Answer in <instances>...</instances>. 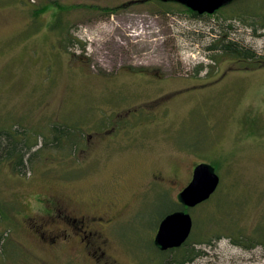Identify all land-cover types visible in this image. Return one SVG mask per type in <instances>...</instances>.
<instances>
[{
	"label": "rangeland",
	"instance_id": "374dc122",
	"mask_svg": "<svg viewBox=\"0 0 264 264\" xmlns=\"http://www.w3.org/2000/svg\"><path fill=\"white\" fill-rule=\"evenodd\" d=\"M52 3L67 6L64 32ZM162 7L0 0V128L36 134L33 149L54 121L85 130L76 153L47 149L23 172L0 162V264H167L181 252L156 245L159 223L202 162L221 180L189 210L202 253L185 264H264V244L233 240L264 234V0L203 17ZM213 25L260 57L211 49ZM82 216L100 218L87 248L68 221Z\"/></svg>",
	"mask_w": 264,
	"mask_h": 264
},
{
	"label": "trees",
	"instance_id": "16d2710c",
	"mask_svg": "<svg viewBox=\"0 0 264 264\" xmlns=\"http://www.w3.org/2000/svg\"><path fill=\"white\" fill-rule=\"evenodd\" d=\"M159 1H161V5H163L162 8H167L164 12H172L173 14H175L177 12L176 10L180 9L183 10L184 13L191 15L190 17H203L204 15H212L219 10V8H217L213 12H201L198 9L188 4H185L182 1L177 2L180 6L177 3H173L172 5H178H174L175 7L172 5L170 6V0ZM52 4L54 6V11L53 19L50 22V27L59 28L60 31L64 32L69 24V20L64 17L67 6L61 5L59 3ZM48 8H50L49 3H45L41 7L35 9V13L37 15L41 11L44 12ZM104 10L109 13V10ZM213 30L217 33H220L219 37H221V39H218V42L213 43V45L210 46L211 49L223 50L224 52L235 55L239 58H245L250 60L257 59L258 57H260L259 55H257L254 49L239 43L230 35L231 33L235 32V29L232 27V25H213ZM221 33L224 35H222ZM202 68L203 66L201 65V69ZM84 132L85 130L79 128L74 129L64 122L61 123L58 121H54L49 126V134H44L42 132L39 133L42 134L43 141L41 142L39 147L33 149L38 144L36 134L34 136L35 139H32V141H30L29 133L27 130L20 131L18 129L12 128H0V162L14 160L13 169L15 171L23 172L28 167V164H32L37 159V157L41 156L43 154V151L47 149H54L55 152H65L68 154L76 153L83 145V139L85 134ZM208 200L209 199L205 201ZM203 202L196 206L202 205ZM190 208L192 207H186L184 203L180 200L179 204L175 206V208L170 212L176 210L189 211ZM234 231L235 230H232V232ZM192 236L193 233L191 232L189 238L181 246L171 248V250L179 249L181 255L169 259L167 261V264H185L187 262L193 261L197 256L202 253V250L197 248V245L199 243H202V241L192 242ZM5 240L6 238H4L3 234L0 233V247L5 244ZM233 240L236 244H243L245 246H251L253 244H264V234L260 235L256 239L251 237L249 240H246L244 239V237H236ZM208 242H210V240ZM180 248H183V250ZM164 251L165 250H162V252ZM166 259L167 258H165V260ZM165 260L163 261L165 262Z\"/></svg>",
	"mask_w": 264,
	"mask_h": 264
},
{
	"label": "water",
	"instance_id": "95a60500",
	"mask_svg": "<svg viewBox=\"0 0 264 264\" xmlns=\"http://www.w3.org/2000/svg\"><path fill=\"white\" fill-rule=\"evenodd\" d=\"M225 0H203L186 4L201 12H213ZM219 174L209 163H199L194 169L190 183L179 193V199L186 207H194L209 199L220 184ZM193 229V217L189 211L176 210L165 215L158 226L155 242L162 249L167 250L181 246L190 236Z\"/></svg>",
	"mask_w": 264,
	"mask_h": 264
},
{
	"label": "flooded vegetation",
	"instance_id": "af4514ba",
	"mask_svg": "<svg viewBox=\"0 0 264 264\" xmlns=\"http://www.w3.org/2000/svg\"><path fill=\"white\" fill-rule=\"evenodd\" d=\"M195 167H194V169H195ZM193 174H194V170H193ZM70 219H71V221H70ZM70 219H68V221L70 222L69 224L73 225V227H76L83 232V235H81L80 238L82 240H84L85 247L87 248V247L91 246V241L94 240L95 234H97L99 232L93 226H95L94 224L96 222H98V219H100V218L96 219V216H92L91 218H88L86 216H82L81 218L70 217ZM68 234L69 233H67L65 235L63 234V238H68ZM58 236H59V234H56L54 240H56L58 238ZM102 243H103V241H102ZM92 250H94V251H92ZM89 253L91 255L95 256L96 260L103 259L106 255V252L104 250H102V246H100V245H97V246L94 245V247L91 249V251H89ZM108 263H110V262L108 261Z\"/></svg>",
	"mask_w": 264,
	"mask_h": 264
}]
</instances>
